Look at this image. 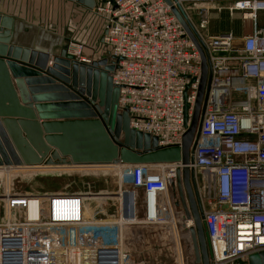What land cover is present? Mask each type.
Masks as SVG:
<instances>
[{
  "label": "built area",
  "instance_id": "1",
  "mask_svg": "<svg viewBox=\"0 0 264 264\" xmlns=\"http://www.w3.org/2000/svg\"><path fill=\"white\" fill-rule=\"evenodd\" d=\"M212 3L240 14L238 44L234 31L205 34L198 27L190 11L206 16ZM172 5L187 13L209 63L199 136L188 165L210 240V264H248L252 253L264 251V25L259 24L264 0H172ZM172 5L103 0L92 8L103 22L106 56L115 66L110 73L119 87L118 112H127L130 127L156 136L161 146L181 144L202 75L201 53ZM85 46L71 40L67 48L90 62ZM121 166L130 173L132 188L119 190L140 201V220L122 196L116 215L98 217L88 215L87 191L8 190L0 220V264H93L100 248L116 249L118 264H136L125 248V231L136 223L172 230L180 264H200L190 232L194 220L170 192L184 164Z\"/></svg>",
  "mask_w": 264,
  "mask_h": 264
},
{
  "label": "water",
  "instance_id": "2",
  "mask_svg": "<svg viewBox=\"0 0 264 264\" xmlns=\"http://www.w3.org/2000/svg\"><path fill=\"white\" fill-rule=\"evenodd\" d=\"M80 1L90 8L96 5L95 0ZM165 1L172 5V0ZM172 11L201 53L202 75L191 120L185 119L182 142L168 146L130 127L128 113L118 112L119 87L113 83L110 72L115 66L108 56L86 62L67 47L54 54L38 45L11 44L13 18L0 13V166L181 161L184 166L178 169L170 192L175 205H182L194 220L190 232L196 262L210 264V240L195 190V173L188 165L199 136L209 63L185 10L172 5ZM94 253L98 261L93 264H118L114 248ZM248 264H264V251L252 253Z\"/></svg>",
  "mask_w": 264,
  "mask_h": 264
},
{
  "label": "rangeland",
  "instance_id": "3",
  "mask_svg": "<svg viewBox=\"0 0 264 264\" xmlns=\"http://www.w3.org/2000/svg\"><path fill=\"white\" fill-rule=\"evenodd\" d=\"M24 2V1H23ZM217 6H223L220 3H212L209 6V13L197 15L194 11L190 13L194 16L198 27L205 33L217 34L223 31H234L240 34L243 23L238 12L231 13L227 7L217 10ZM207 23L203 25L202 20ZM49 24L51 22H48ZM259 24L264 25V14L259 15ZM248 27V26H247ZM70 41H66V47ZM239 40H236V44ZM64 46V45H63ZM102 165L94 168V165H38V169L43 166L54 167L55 169L44 168V171H35L29 165L23 166H0V220L4 217L3 195L8 190L13 193H56V192H77L87 191L89 193H109L117 195L119 189L132 188V178L130 173L124 170L120 164H98ZM108 165V166H107ZM40 167V168H39ZM89 167V168H88ZM120 197L94 198L89 205L88 215L107 217L118 213ZM124 202L127 210L133 213L134 195L124 193ZM138 201V219H141L143 213L139 209ZM102 211V212H99ZM125 248L134 256L135 263L140 259L146 258L149 264H180V258L177 257L179 242H177L174 233L163 225L154 227H145L141 223L129 226L125 231ZM177 258V261H176ZM179 258V259H178ZM176 262V263H175Z\"/></svg>",
  "mask_w": 264,
  "mask_h": 264
},
{
  "label": "crops",
  "instance_id": "4",
  "mask_svg": "<svg viewBox=\"0 0 264 264\" xmlns=\"http://www.w3.org/2000/svg\"><path fill=\"white\" fill-rule=\"evenodd\" d=\"M95 1L97 5L103 0ZM0 13L13 18L11 44L24 47L38 45L58 54L61 48L66 47V41L76 40L86 45L83 54L92 60L107 55L108 48L102 38L103 22L80 0H0ZM248 29H251V24ZM237 37L241 40L243 32ZM33 109L38 120L43 121L35 107ZM44 168L55 169L58 166H43L39 171H44ZM138 261L149 264L146 258Z\"/></svg>",
  "mask_w": 264,
  "mask_h": 264
},
{
  "label": "bare ground",
  "instance_id": "5",
  "mask_svg": "<svg viewBox=\"0 0 264 264\" xmlns=\"http://www.w3.org/2000/svg\"><path fill=\"white\" fill-rule=\"evenodd\" d=\"M250 24V22L249 21H247L246 22V26H248ZM94 166L93 167H99V166H102V165H98V164H93ZM34 166H38V165H34ZM61 166V165H60ZM63 166H65V165H63ZM63 166H61L62 168H63ZM108 166V165H107ZM31 167H33V166H31ZM33 168H36V167H33ZM40 168V167H39ZM39 169H38V167L35 169V171L34 172H36V171H38ZM89 193V192H88ZM124 193L125 192H122V195H121V192H120V190H119V192H118V194L116 195H112V194H109L108 192L107 193H104V194H102V193H95V194H92V193H89V198L91 199V200H93L94 198H98V197H111V196H113V197H118V196H122V198H123V202H124ZM127 193H130V192H127ZM130 194H132V193H130ZM133 195V194H132ZM124 205H125V202H124ZM137 202H136V197L134 196V207H133V215L135 216V219H137L138 218V216H136V215H138V212H137ZM126 207V206H125Z\"/></svg>",
  "mask_w": 264,
  "mask_h": 264
}]
</instances>
